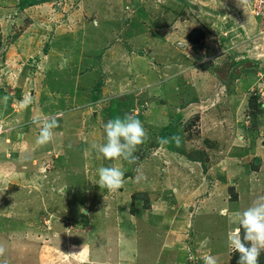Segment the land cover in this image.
<instances>
[{"label":"rangeland","instance_id":"obj_1","mask_svg":"<svg viewBox=\"0 0 264 264\" xmlns=\"http://www.w3.org/2000/svg\"><path fill=\"white\" fill-rule=\"evenodd\" d=\"M122 2L137 5L128 21L115 0H0V262L203 264L210 253L218 264H238L228 243L231 213L240 196L245 208L264 195V24L254 0ZM99 17L112 39L123 27L136 52L150 51L168 72L156 69L153 84L130 79L125 67L113 74L111 101L97 104L101 94L92 89L88 107L66 103L72 114L63 121L61 104L46 103L49 72L59 65L54 58L49 69L46 56L57 44L58 56L68 49L60 65L75 67L81 36ZM160 76L172 77L174 97L154 90ZM133 111L148 132L136 163L91 149L105 142L108 120ZM43 117L59 126L39 145L33 121ZM106 166L125 170L123 187L100 188L98 169ZM146 223L152 237L138 245ZM71 250L89 259L79 262Z\"/></svg>","mask_w":264,"mask_h":264},{"label":"crops","instance_id":"obj_2","mask_svg":"<svg viewBox=\"0 0 264 264\" xmlns=\"http://www.w3.org/2000/svg\"><path fill=\"white\" fill-rule=\"evenodd\" d=\"M115 3H117L118 6H123V9H124V10L122 9L123 13H127V14H124L123 16V19H125V21H128L131 12L132 13L136 12V9H137L136 4L132 3L131 5L134 6V8L133 7L131 8V7H128L127 3L122 2V0H115ZM102 20L103 18L99 17L97 24L94 26L91 25V35H88V33H86L81 36V38L86 43L84 46H82V48L80 47L81 50L78 49L79 52H77V55L80 58L78 59V63L75 67L70 66V64L68 63H62L63 65H60V60L64 61L66 59V56L64 55H67L68 49H66V51L64 52H61L60 55L58 56L55 53L56 52L55 49L61 46L58 47L57 44L55 45L54 50H52L54 51V53L50 51L49 56H46V62L48 63V65H50L49 69H51L54 66V64H52V67H51V64H50L53 62L52 59L58 58V61H59L58 67H56L55 69H51L53 71L51 72L50 70L49 72V74L51 75L50 84H49L50 90L48 91L49 93H46V100H47L46 103L51 102V103L56 104L57 102H59V104H61L60 107L62 108V110L58 112H60L61 119H63V121H66L64 120V118H68V113L72 114V109H70V106H68L67 108L66 103H72V98H74L73 102L78 100L80 104L82 105V107H88L87 104H90L89 103L90 97L88 94L91 93L92 89H95L97 95L98 93L101 94L97 104L99 102L100 103L107 102L110 99L112 100L113 97L109 96L108 93L110 92L109 87L111 85L116 86V83L114 81L115 77H113V74L121 73V71L125 67L128 68V69L126 68L124 69L127 72H130L131 69H133V75L130 76V79H135L137 81V79H139L140 77H144L146 81H153V84L154 82H156L155 80L157 78L156 76L157 70L160 71L161 73L162 71L168 72L166 70L169 68L168 64L166 65V67L159 64L163 67V69L160 68L159 70L158 62L156 63V61L154 60L155 58L150 57V51L147 50V53L144 56L143 54L140 55V52L137 53L135 50L137 49L135 48L137 46L130 44L129 39L124 37V34H128V33H126L123 27H122V32L119 33V36L114 37L112 39L108 33L109 31L106 30V28H103V25H102L103 23H101ZM77 33L78 32H74V34H77ZM69 48L71 49L72 47H69ZM129 54H134V56L132 58L131 57L129 58L128 56ZM99 56L101 58H99ZM97 58H99V60ZM88 61H91L92 67L90 66V63ZM79 70L80 71L82 70V71L79 72ZM128 79L129 78H127L126 80L128 81ZM72 86L74 89L71 92L73 93L72 95H68L69 93L67 89ZM175 87L176 86L173 84L172 77L168 76L167 78H165L163 76H160L159 84H156L154 86V90L156 91V89L160 88L164 92V95H167L168 99H170L175 96V93H177ZM39 108L40 107L34 110L33 115H38L37 111L42 113V111L39 110ZM92 108H95V106L93 105ZM48 109H49V106H48ZM88 111L86 110V113ZM92 114H93L92 119L94 120L96 117V113L92 112ZM187 162H190L193 164H199V166L203 164V162L198 161V160L190 161L189 158ZM195 167L197 166H194V168ZM155 177L159 178V175ZM167 184H170V183H167ZM166 185L165 187L169 188V186H166ZM171 186L173 188L175 187V185H172V183H171ZM168 191L170 193L172 192L171 190H168ZM239 198H240L239 200L240 204L238 203L240 207L239 209H243L244 208L242 204L243 199L241 198V196ZM151 228L152 226H150L147 223L142 224L137 228L138 229L137 231V236H138L137 244L138 245L139 243L143 245L144 240H146L147 238L151 239L152 235L149 232ZM142 253L143 255H146L145 250ZM91 255H94V253ZM219 255H220V252H219ZM158 257H161L160 259L161 261L163 255L161 254ZM149 260H152V259L149 258Z\"/></svg>","mask_w":264,"mask_h":264},{"label":"clouds","instance_id":"obj_3","mask_svg":"<svg viewBox=\"0 0 264 264\" xmlns=\"http://www.w3.org/2000/svg\"><path fill=\"white\" fill-rule=\"evenodd\" d=\"M21 103L27 107L32 103V97L27 96ZM40 126L37 144L45 145L53 140V130L59 126L54 118H37L33 121ZM105 142L92 144L90 147L106 160L126 161L136 163L135 153L138 147L148 139V132L137 114L125 113L116 116L104 125ZM177 146L180 138L173 137ZM169 138H161L160 143L166 144ZM98 185L115 191L125 183V170L116 166H106L98 169ZM230 222L235 227L228 234L229 247L239 253L238 264H259L261 253L264 252V195L258 196L250 205L243 209L233 210ZM6 248L0 245V257H4ZM203 264H218L215 256L205 253L201 256ZM0 264H8L4 259Z\"/></svg>","mask_w":264,"mask_h":264},{"label":"built area","instance_id":"obj_4","mask_svg":"<svg viewBox=\"0 0 264 264\" xmlns=\"http://www.w3.org/2000/svg\"><path fill=\"white\" fill-rule=\"evenodd\" d=\"M251 8H253L254 16L261 19V22L264 24V0H254Z\"/></svg>","mask_w":264,"mask_h":264},{"label":"bare ground","instance_id":"obj_5","mask_svg":"<svg viewBox=\"0 0 264 264\" xmlns=\"http://www.w3.org/2000/svg\"><path fill=\"white\" fill-rule=\"evenodd\" d=\"M107 16V15H106ZM73 217V216H72ZM88 251H83V252H81V253H79L78 255H77V252H75L74 250L72 251L71 250V255L74 257L75 256V258H76V256H78L77 258H79V259H81L79 262H85L87 259H89V255H88ZM65 255H66V253H65ZM69 257V256H68ZM82 257H83V259H82ZM63 258H65V257H63ZM72 258V257H71ZM66 259V258H65ZM78 263V262H77ZM88 263V262H87ZM80 264V263H79Z\"/></svg>","mask_w":264,"mask_h":264}]
</instances>
